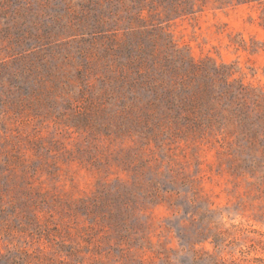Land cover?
Wrapping results in <instances>:
<instances>
[{"label":"rangeland","instance_id":"obj_1","mask_svg":"<svg viewBox=\"0 0 264 264\" xmlns=\"http://www.w3.org/2000/svg\"><path fill=\"white\" fill-rule=\"evenodd\" d=\"M0 264H264V0H0Z\"/></svg>","mask_w":264,"mask_h":264}]
</instances>
